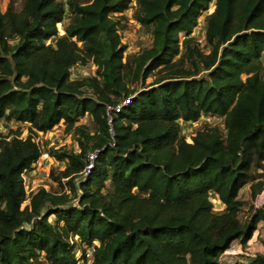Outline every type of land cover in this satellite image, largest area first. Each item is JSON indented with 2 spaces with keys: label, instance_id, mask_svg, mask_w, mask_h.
I'll use <instances>...</instances> for the list:
<instances>
[{
  "label": "trees",
  "instance_id": "obj_1",
  "mask_svg": "<svg viewBox=\"0 0 264 264\" xmlns=\"http://www.w3.org/2000/svg\"><path fill=\"white\" fill-rule=\"evenodd\" d=\"M132 3L152 42L127 55L115 16ZM211 3L200 46L190 35ZM263 56L264 0H25L0 11V125L37 135L61 123L78 147L49 150L64 165L50 172L60 192L27 197L21 175L40 150L20 129L0 133V264H86V249L90 264H218L232 242L250 240L264 210L252 202L242 221L239 192L254 201L264 187ZM88 62L94 76L70 79ZM123 99L112 142L105 107ZM201 116L222 119L223 132L204 125L187 143L180 122Z\"/></svg>",
  "mask_w": 264,
  "mask_h": 264
},
{
  "label": "rangeland",
  "instance_id": "obj_2",
  "mask_svg": "<svg viewBox=\"0 0 264 264\" xmlns=\"http://www.w3.org/2000/svg\"><path fill=\"white\" fill-rule=\"evenodd\" d=\"M24 1L25 0H0V11L5 12L8 6L12 5L13 10L15 12H19L23 7ZM134 9H135V5L134 3H132V5L123 14H121L122 16H119V15L115 16V17H118L120 24L124 26L123 30H120L119 35H120V40H121L122 45L126 46L127 55L134 54L142 50L143 48H149L152 42V37L147 32V30L140 27L139 24L136 23L135 20L133 19ZM213 10H214V3H211L209 5L208 11L201 15V17L198 20L197 26L194 28V30L192 31V34L190 35V37L194 38L195 41L198 44H200V46H202L205 41L204 19ZM67 22H68V14L65 15L63 22L57 25V32L59 35H61L62 29L64 25H66ZM182 36L183 34L179 35L180 38H182ZM11 43L14 44L16 43V41H11ZM262 63L264 65V56L262 58ZM83 66H84L83 68H80L77 70L74 69L73 75L71 76L72 80L79 79V78L83 79L86 77L94 76L96 67L92 63L88 62L84 64ZM159 76L160 74H156L148 78L146 80V85L153 82ZM78 124L85 125L89 129L90 132L93 131V125L89 117H84L82 119H79ZM204 125L215 127L219 129V131L223 132V120L222 119L208 118L205 116L204 117L201 116L198 122H194V123L181 122L180 131L182 134H184L185 132L183 136L185 137L187 143H189L190 138L192 137L191 135L195 133L197 128L202 127ZM57 126H58L57 129H53V131L50 132L49 134H46L43 136H35L36 141H38L39 144L42 143L43 146L46 147V144L50 143V140H49L50 138H56V139H53V141L56 143L58 147H62L63 149L68 150V151L77 152L78 147L72 135L71 134L65 135L64 126L61 125V123ZM17 129H20L19 130L21 133L20 137H22L23 139L26 138L28 131L25 125H23L20 128H18V126H16L13 123H10V124L3 123L0 125V133L3 136L8 135L9 131L11 130L15 131ZM56 166L59 167L58 170H63L64 165L62 164V162L61 163L59 162L56 165H50L45 160L41 161L39 166H37L36 168H33L32 170L28 171L26 175H24L25 180L23 181V187L26 186L28 187L27 188L28 190L29 189L31 190V189H36L37 187L44 186L46 187L48 191L52 193L60 192L61 187L58 185V183H55L50 178V172L52 169H55L54 167ZM66 180H62V184H65ZM262 180L264 181V178ZM62 190L63 192L67 191L66 194L70 195L69 198L72 197V194H70V190L68 187H63ZM239 198L243 202L239 216L242 221H246L251 214L250 207H252V202H254L253 199L250 197V192H249L248 187H245L243 190L239 192ZM28 202L29 200L25 201L22 204V207L27 205ZM212 203L216 210H219L222 208V206L218 204L216 201L213 200ZM49 221L51 223H54L55 217L51 216L49 218ZM74 240H77V238H75ZM251 240H252L251 248H252L253 254L255 256L259 254H264V221L258 224L257 230L253 233ZM89 251L90 250L86 249V256H85L87 260L86 264H90L91 259H92L91 257H89V255H87ZM78 254H80V251ZM41 261H42V264H46L44 260H41ZM78 262L79 264H81V262H83L82 258H79Z\"/></svg>",
  "mask_w": 264,
  "mask_h": 264
},
{
  "label": "built area",
  "instance_id": "obj_3",
  "mask_svg": "<svg viewBox=\"0 0 264 264\" xmlns=\"http://www.w3.org/2000/svg\"><path fill=\"white\" fill-rule=\"evenodd\" d=\"M183 38H184V35L180 39H183ZM80 68H83V67L80 66V65H76L74 67L75 70L80 69ZM74 69L72 70L71 76L73 75ZM71 76H70V79H71ZM129 99H123L118 104H115V105H107L105 107L104 117L106 119V123H107V126H108V132H109V135H110V138H111L112 142L114 140V131H113V128H112L113 117L116 114H118L124 107H126V105L128 104ZM180 124H181V122H180ZM57 127H55V129H57ZM52 131L53 130L48 131L46 133H38V135H32V134H30L28 132V134L26 136V137H28V136H31L32 137V140L34 141V143L36 144V146L39 148L40 153H41L39 159L34 164V168H36L37 166H39V164L43 160L47 161V163H49L50 165H56L57 164L55 161H53V159L51 158L50 152H49L50 149L60 148L53 141V139H56V138H50L49 139L50 140V143L49 144H46V147H44L42 143L39 144V142L36 141V138H35V136H43V135L49 134ZM180 134H181V136H183L185 134V132H184V134H182L181 131H180ZM193 135L194 134H192L191 136H193ZM20 138L23 139L22 137H20ZM191 138H190L189 143H191ZM185 141H186V139H185ZM109 145L112 147V146H114V143H111ZM102 150L103 149H94V150H92V151H90V152H88L86 154V156H85V167L78 174L79 177L74 180L75 187H78L80 185V183L86 177H88V175L91 173V171L94 168V165H95V162L97 160V157L99 156V154H100V152ZM27 172H28L27 170H24L23 173H22V175H21L23 181L25 180L24 179V175H26ZM64 180H66V179H64ZM27 188L28 187H26V186L24 187V192H25V195L27 197H29L31 195V193L35 189H31V190L29 189L28 190ZM253 204H254V206L256 208H260V209L264 210V187L261 190V192L255 197ZM251 242H252L251 239L248 240L245 243H242L240 240H235L234 242H232L230 244L229 248L226 249L221 254V256L219 257V260H218V264H237V263L244 264V263H246L249 259H251V258H253L255 256L253 254V251H252V248H251ZM87 255H89V257H91V252L89 251V253Z\"/></svg>",
  "mask_w": 264,
  "mask_h": 264
}]
</instances>
